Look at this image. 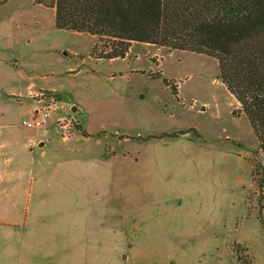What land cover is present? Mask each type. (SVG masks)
<instances>
[{"label":"rangeland","instance_id":"rangeland-1","mask_svg":"<svg viewBox=\"0 0 264 264\" xmlns=\"http://www.w3.org/2000/svg\"><path fill=\"white\" fill-rule=\"evenodd\" d=\"M40 1L0 0V264H235L237 247L264 264L262 152L217 61L142 43L99 59ZM41 93L59 105L30 152Z\"/></svg>","mask_w":264,"mask_h":264},{"label":"trees","instance_id":"trees-1","mask_svg":"<svg viewBox=\"0 0 264 264\" xmlns=\"http://www.w3.org/2000/svg\"><path fill=\"white\" fill-rule=\"evenodd\" d=\"M36 3L54 9L56 29L86 33L97 37L99 43L104 42L99 59L124 58L132 43L214 58L219 79L240 105L264 161V0H41ZM163 83L169 86L166 79ZM171 90L175 92L173 87ZM76 128L88 136L80 127ZM191 131L166 136L177 137ZM234 253L235 264H255L246 249L237 247Z\"/></svg>","mask_w":264,"mask_h":264},{"label":"built area","instance_id":"built-area-1","mask_svg":"<svg viewBox=\"0 0 264 264\" xmlns=\"http://www.w3.org/2000/svg\"><path fill=\"white\" fill-rule=\"evenodd\" d=\"M39 106L31 114L30 118L22 121V126L25 128H44L48 121L51 119L52 110L56 109L59 105L58 100L50 94L41 93L37 95ZM58 134L62 139H68V133L72 130V123L64 117H59L55 123Z\"/></svg>","mask_w":264,"mask_h":264},{"label":"crops","instance_id":"crops-1","mask_svg":"<svg viewBox=\"0 0 264 264\" xmlns=\"http://www.w3.org/2000/svg\"><path fill=\"white\" fill-rule=\"evenodd\" d=\"M24 82H26L25 91H26L27 95L32 93L33 90H38L40 88H44V87H37L34 83L28 82L27 80ZM36 108L37 107L33 106V108L30 111V114H32ZM50 123L53 124V121H51V122L49 121V123L47 124L46 127L39 129L38 133L32 134L28 137L26 146L28 149H30L29 150L30 152L35 149V147H34L35 144H37V147H42V146H39V144L42 142V139L40 137H43L44 135H42L40 132H43L45 134L48 130H51L50 128H48L50 126ZM54 123H55V121H54ZM53 131H54V129H53ZM53 141L54 140L51 137H46L44 143L47 144V143H51ZM45 144H44V146H45ZM0 147H2V144H0Z\"/></svg>","mask_w":264,"mask_h":264},{"label":"water","instance_id":"water-1","mask_svg":"<svg viewBox=\"0 0 264 264\" xmlns=\"http://www.w3.org/2000/svg\"><path fill=\"white\" fill-rule=\"evenodd\" d=\"M73 110H74V109H73ZM42 145H43V143H40V144H39V146H42Z\"/></svg>","mask_w":264,"mask_h":264}]
</instances>
